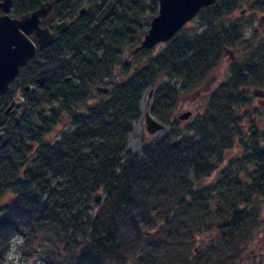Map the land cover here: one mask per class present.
Wrapping results in <instances>:
<instances>
[{"label": "trees", "instance_id": "trees-1", "mask_svg": "<svg viewBox=\"0 0 264 264\" xmlns=\"http://www.w3.org/2000/svg\"><path fill=\"white\" fill-rule=\"evenodd\" d=\"M68 2L77 9L82 0ZM86 5L30 80L18 81L32 87L22 112L0 113V201L8 198L0 264L14 237L27 254L40 242L47 264H243L264 225V128L246 133L241 114L248 93L264 88V38L254 46L247 19L232 15L244 5L264 12V0H217L199 11L200 31L184 27L135 54L158 0ZM242 45V61L229 64L203 113L175 118L181 97ZM99 85L110 92L95 93ZM154 88L150 113L169 130L138 154L128 139ZM60 123L65 129L51 137ZM237 145L243 153L226 162ZM209 234L211 244L198 249Z\"/></svg>", "mask_w": 264, "mask_h": 264}, {"label": "rangeland", "instance_id": "rangeland-1", "mask_svg": "<svg viewBox=\"0 0 264 264\" xmlns=\"http://www.w3.org/2000/svg\"><path fill=\"white\" fill-rule=\"evenodd\" d=\"M238 16H243L247 19L249 25L246 27V36L250 42H254V46L259 45L264 38V12L249 11L244 5V7L237 10L232 15L233 18ZM185 28L190 32L200 31L198 18L188 22ZM246 49L247 47L242 45L238 50L235 48L233 51L228 52L219 68L212 75H210L209 79L205 81L196 92L181 97L173 115H178L184 111L191 110L193 111V115L189 120L192 121L195 117L202 114L206 107L210 91L228 76L230 63L236 60L242 61L243 55L246 53ZM129 50L127 52H129ZM119 77V73H116V78L118 79ZM256 90L257 89L255 88L248 93L251 98V103L241 111V114L245 117L243 124L245 125L244 129L246 133L253 124L264 128V88L259 89L263 91L261 94H256ZM23 92L24 91H22L21 94H23ZM152 99L153 97H149V92L144 95L140 106L141 117L134 123L133 131L128 139L129 149L138 154L141 153V148L145 141L156 140L157 138L165 135L169 130V127L167 126L164 131H161L154 136L147 133L145 116L146 112L150 111ZM64 129V124L60 123L57 130L54 131L51 137L59 136L61 131ZM242 153L243 148L240 145H237L227 154L226 162L237 158ZM217 175L218 173H214L206 180V182H212L216 179ZM7 200V197L3 198L0 201V205H3ZM261 200L264 201V197H262ZM93 207H95V205H93ZM211 236L212 235L210 234L199 236L196 243V245H198V249L211 244L212 241L209 240ZM39 245L40 242L34 243L33 246L31 245L34 249L32 248V252L27 254V251L24 250L23 240L18 237H14L2 264H47V261L42 260V256L46 255ZM246 251L247 254L243 264H264V225L255 233L254 238L250 242ZM256 251L258 252L255 254ZM128 264L133 263L129 262Z\"/></svg>", "mask_w": 264, "mask_h": 264}, {"label": "water", "instance_id": "water-1", "mask_svg": "<svg viewBox=\"0 0 264 264\" xmlns=\"http://www.w3.org/2000/svg\"><path fill=\"white\" fill-rule=\"evenodd\" d=\"M61 0H54L42 4L39 9L24 15L21 19H11L2 24L0 23V98L8 90L10 83L18 76L20 68L28 63L36 54V45L28 41H20L18 29L36 30V36L39 38L38 43L41 47H47L53 44L59 34L67 29L70 21H64L55 26V31L49 29L40 30L39 18L47 15L57 3ZM217 0H158V14L152 19L150 28L144 36L141 44L136 47L132 53L135 54L144 48H151L162 43L170 42L177 33L186 26L188 22L195 19L199 11L205 7L212 6ZM12 0H4V7L9 11ZM7 28L11 29L7 31ZM10 37L11 41L8 48L4 42L6 37ZM7 37V38H8ZM14 46V47H13ZM29 88V87H27ZM97 94H108L109 87L97 86L94 89ZM155 88L149 91V97L152 98ZM256 94L263 91L257 89ZM11 107L8 108L10 110ZM193 115V111H184L175 118L181 121L189 120ZM146 131L149 135L154 136L164 131L167 126L156 119L150 111L145 116ZM96 205H100L103 200L101 194H97L93 198Z\"/></svg>", "mask_w": 264, "mask_h": 264}, {"label": "flooded vegetation", "instance_id": "flooded-vegetation-1", "mask_svg": "<svg viewBox=\"0 0 264 264\" xmlns=\"http://www.w3.org/2000/svg\"><path fill=\"white\" fill-rule=\"evenodd\" d=\"M52 1L54 0H42V1L39 0L37 3L36 0H12V4L9 7V11H6L3 5L4 0H0V23L5 24L9 20L8 16L11 19H21L24 15L39 9L42 4ZM66 1L67 3H64ZM68 1L69 0L59 1L57 5L53 8V10L50 11V13H48L45 16L44 15L40 16L39 18L40 30L49 29L51 32H53L55 31V26L57 24L62 23L64 21H70L71 23L70 19L72 17L82 16L87 12L88 7L86 5V0H82L80 7H77V9H73L72 7H69L70 3ZM31 2L35 4V6H32L34 7L33 9L31 8ZM62 3L64 4L61 5ZM7 31H10L11 33L10 28H7ZM65 31L59 34L57 40ZM18 34L20 36L18 40L20 41L25 40L28 42H32L36 45L37 49L35 56L31 60H29L28 63H26L24 66L20 68L18 76L10 83L9 88L5 92V94L1 96L0 113L3 115L13 116L14 114H20L22 112L23 105L28 95L31 93L32 87L28 84L22 85L23 82L20 83L18 81L21 79V76H23L24 82L30 80V77L33 73L32 69L38 65L39 66L43 65V63L45 62L43 60V57L46 55L47 49H49L50 46H52L57 42L56 40L53 44H50L47 47H41L38 43L39 38L36 36V30L31 31V30H25L23 28H19ZM7 37L4 39V42L8 48V44L10 43L11 39L10 37L8 38ZM110 81L111 79L109 80V82ZM22 91H24L23 94H21ZM9 107H11L10 110H8ZM257 252L258 251H256L255 254Z\"/></svg>", "mask_w": 264, "mask_h": 264}]
</instances>
